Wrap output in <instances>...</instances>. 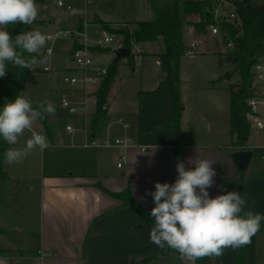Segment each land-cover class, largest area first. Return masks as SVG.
<instances>
[{
  "label": "crops",
  "instance_id": "1",
  "mask_svg": "<svg viewBox=\"0 0 264 264\" xmlns=\"http://www.w3.org/2000/svg\"><path fill=\"white\" fill-rule=\"evenodd\" d=\"M85 7L109 10L106 2H87ZM94 14L81 19L84 21L81 30L91 22L100 26L103 22L119 24ZM93 18H98V21ZM38 19L45 21L44 18ZM186 36L184 33L185 43ZM156 41L144 42L133 49L134 53L139 52L138 49L143 53L135 56L130 74L141 82L150 81L147 87L135 92V110L131 104L128 106L120 100L122 87L117 94L116 88L114 90L119 74L106 101L108 110L95 124V91L99 86L85 88L80 83L70 87L65 83L58 87L47 86V91L40 93V102L47 99L56 106L54 115H45L48 128L40 121L33 125L38 133L46 135L48 147L44 150L35 148L21 161L13 163L19 171L10 173L4 169L8 178L0 183L3 185L0 199L4 197L0 204V264H189L173 251L147 258L163 249L150 241V230L154 224L113 195L129 189L131 196L151 213L155 205L152 196L146 193L155 191L156 182L174 183L178 176V162H183L187 169L194 167L196 159L214 160L216 176L214 185L208 189L210 197L237 191L246 198L245 211L264 215V167L251 166L255 151L264 159V135L251 130L247 142V150L252 151L251 161L245 172L240 171L231 156L238 149L232 146L229 92L226 90L228 100L223 99L218 102L219 106H215L210 104L214 96L207 95L203 100L196 89L192 95L186 91L191 77H185L188 72L184 70L182 59L193 60L200 56L216 59L217 55L210 47L198 44V49L193 51L195 53L187 51L181 57L183 108L176 142L174 126L169 122L173 115L169 87L166 84L159 87L163 77L158 57L154 55L164 52L165 44L164 49L159 47L151 51H147L145 46ZM70 57V63L66 65L68 59L59 55L57 60L64 65L61 70H70L67 74L80 76L81 72L72 64ZM112 61L100 59L98 63L109 66ZM122 66H128L126 59L121 62L119 71ZM33 68L43 70L36 65ZM222 75L220 68L217 76L209 81H223ZM28 83L22 95L31 100L34 95L24 94ZM63 89L82 94L83 105L79 113L72 114L60 107L56 97ZM140 91L150 94L139 97ZM65 95L67 93L62 97ZM63 110L77 120H68L65 127L60 125L57 119ZM219 112L224 117L218 116L214 121L212 116ZM69 125L72 131L67 130ZM122 137H131L135 145L85 146L92 140L114 141ZM26 141L21 136L18 143L9 148L23 149ZM177 149L179 155L176 158ZM123 156L127 160L120 168L117 163ZM241 249L245 264H264V221H261L260 230L250 244L235 250L226 248L219 257V264H237ZM39 250L46 254L43 259ZM215 260L211 258L214 264Z\"/></svg>",
  "mask_w": 264,
  "mask_h": 264
},
{
  "label": "clouds",
  "instance_id": "2",
  "mask_svg": "<svg viewBox=\"0 0 264 264\" xmlns=\"http://www.w3.org/2000/svg\"><path fill=\"white\" fill-rule=\"evenodd\" d=\"M39 9L35 0H0V78L6 75L8 64L32 70L37 57L48 42V36L39 30L23 31L15 36L9 25H32ZM24 53L29 58H24ZM56 106L51 100H42L35 107L24 95L6 100L0 108V137L9 145L18 143L26 130L45 115H54ZM48 147L46 135L32 131L26 145L5 151L6 163L13 164L25 158L33 149ZM215 163L211 159H196L193 168L178 162V176L174 183H155L151 195L154 207L150 216L154 226L150 241L160 248L177 251L181 260L195 264L198 259L219 258L226 248L238 249L251 243L260 230L264 215L245 211L246 198L237 191H228L210 197L208 189L215 183Z\"/></svg>",
  "mask_w": 264,
  "mask_h": 264
},
{
  "label": "trees",
  "instance_id": "3",
  "mask_svg": "<svg viewBox=\"0 0 264 264\" xmlns=\"http://www.w3.org/2000/svg\"><path fill=\"white\" fill-rule=\"evenodd\" d=\"M39 1L41 0H35V3ZM224 1H227L230 5L235 7L240 17L241 29L239 30V26L228 21H223L221 23L220 26L224 40L226 43L230 41L233 42L234 47L227 54L218 53L216 55L220 68H223L226 64L234 65L239 75V81L228 86L231 108L232 146L238 147V150H247V142L251 134V123L248 119V113L251 111V108L248 105V99L256 95V88L253 86L252 81V67L260 58L264 57V3L257 5L254 0H175L171 6L161 7L158 10V15L155 20L136 22L137 28L134 30H132V28H119L117 33L123 36V45L131 50L135 45L139 46L144 42L154 41L160 36L163 38L165 51L154 55L158 57L163 77L159 87L164 84L169 87L173 112L169 122L174 126L177 142L183 108L181 99L180 61L181 57L187 51H194L192 47H187L184 40V18L190 15L198 16L200 21L193 24L194 30L197 32H205L206 27L212 21V11ZM44 23V20L37 18L33 24L43 25ZM103 24L108 25L109 23L103 22ZM27 27L28 25L23 24L9 25L8 30L15 36L25 31ZM81 46L82 45L76 39L73 40L74 49ZM92 49L106 51L109 48L104 49L98 47ZM142 53V51L131 53L129 57L122 58L117 62L112 61L109 64L107 76L95 91L97 110L93 116V124L97 123V121L105 115L106 111L102 109V106L106 104L111 87L119 73L121 62L126 59L127 64L132 67L134 65L135 56ZM31 55L35 56V54ZM24 58L28 59L29 54L24 53ZM36 70L38 71L39 69H22L13 64H8L6 75L0 78V108L3 107L6 100L10 101L15 99L16 95H22V91L29 81L30 74ZM222 77L223 76H221V78ZM156 91L157 90L153 92ZM145 94H150V92L140 91L139 97ZM33 106L35 107L34 104ZM42 123L48 128L47 123H44V121ZM234 138L236 142H234ZM9 146L11 145L0 137V183L8 178L4 170V153L8 150ZM178 155L179 150L177 149L175 151V157L177 158ZM105 191L108 192V190ZM113 195L122 199L126 206L137 209L147 221L154 224V219L150 216V213L131 196L129 189ZM172 251L179 255L177 251L165 247L158 252L148 255L147 258L167 255ZM144 261H142V263H144ZM195 264L214 263L211 261V258H203L198 259ZM215 264H219V258H216ZM237 264H245V256L242 249L239 252Z\"/></svg>",
  "mask_w": 264,
  "mask_h": 264
},
{
  "label": "rangeland",
  "instance_id": "4",
  "mask_svg": "<svg viewBox=\"0 0 264 264\" xmlns=\"http://www.w3.org/2000/svg\"><path fill=\"white\" fill-rule=\"evenodd\" d=\"M58 0H41L36 2L38 9H39V18H44L45 23L43 25L32 24L26 28L25 31L28 30H39L40 32L46 34V32L51 30H70V31H84L87 36V43L92 48H98V46H92L96 41H98L102 35L104 34L105 30L107 31H115L119 30V28H132L134 30L137 28L136 22L139 21H152L157 18L158 10L164 6H171L175 0H63L65 3L70 4L73 7V11L67 10L65 7H60L57 4ZM87 2H101V3H108L109 10L108 11H101L100 9L96 8H87L85 4ZM254 2L258 4L264 3V0H254ZM223 10H220L222 12ZM224 11H228L226 8ZM97 13L101 19L106 20H114V22H119V24H108L104 25L101 23L91 22L84 25V30H81V26L83 25L84 21L81 19H86L88 16L95 15ZM215 17L214 11H212V19ZM210 18V17H209ZM92 19V18H91ZM81 20V21H80ZM93 20H97L98 18H93ZM191 22H190V21ZM50 21H52L50 23ZM80 21V22H79ZM200 18L196 15H190L184 18L183 29L184 33H186V45L187 47H192L198 49V44L201 46L210 47L211 50L214 51V54H227L230 52V49L226 46L227 43L222 36H212L210 33L209 27H206L205 32H197L194 30L193 24L195 22H199ZM79 23V24H78ZM78 27V28H77ZM105 29V30H104ZM83 38V37H81ZM120 39L123 40V36H120ZM73 40L74 38L71 37H61L57 40L55 47H54V55L52 57L53 67L55 71L53 72H45L43 70H36L33 71L29 76V83L28 88L26 89L25 95H34L33 99L31 98V102L36 106L40 103V93L42 91H47V86L58 87L61 84H65L62 80L63 75L70 73L67 70H61L63 67V62L61 60H57L59 55H62L64 58L68 59L66 65H68L71 59L70 55L72 54L74 47H73ZM83 41V40H82ZM85 41V40H84ZM147 51H151L157 48L164 49V42L163 38H157L155 43H150L145 45ZM200 46V45H199ZM102 48H109L106 51L99 52V49H94L95 54L93 55V59L98 62L100 59L104 62H109L110 60H114L116 54L114 52V47H102ZM135 49V48H134ZM99 52V53H98ZM134 53V51L132 52ZM37 64L43 68L45 65L49 63L48 58L44 55L41 50V53L37 56ZM184 60V70L186 73L185 77L190 76L191 78L188 81L187 93L192 95L194 93V89H196L197 93L201 95L202 99L205 100L207 95L214 96L211 103H208L219 106L218 102L224 99V101L228 100L229 95L227 93L228 86L230 84L237 83L239 81V75L235 69L234 65L226 64L223 68H221L223 81H209L212 77H216L217 73L220 71V67L218 65V59L210 58L205 56L196 57V59H187L183 58ZM74 62H72L73 64ZM129 66V65H128ZM122 66L119 71V77L117 78V83L114 85V90L116 94L118 93V89L122 87L121 93L119 95L120 100H123L129 106L131 104L132 109L135 110L137 107L133 102V97L135 92L140 89L141 87H147L150 84V81L146 83V80L141 82V80L136 76L130 74V66ZM73 68V67H72ZM63 69V68H62ZM66 71V72H64ZM150 78V77H149ZM150 80V79H148ZM253 84H256L255 78L252 77ZM227 82H230L228 85ZM261 84H256L258 88L264 87L263 82ZM215 84V85H214ZM214 85V86H213ZM225 89V90H224ZM227 90V91H226ZM120 92V91H119ZM67 93V95L73 98H79L78 93L74 92L70 89H63L57 95V100L59 101V105L61 106V98L62 94ZM54 98V97H52ZM33 100V101H32ZM85 100V97H84ZM249 105V104H248ZM208 106V104H207ZM93 107V106H92ZM260 112L263 114L261 115L264 118V97L262 98V102L259 104ZM77 114V113H76ZM224 117L222 112L217 113V115H213L212 118L215 121L217 117ZM248 118L251 122V130L254 129V118L248 114ZM69 121H76V117L68 115V113L63 110V113L58 117L57 121L60 125L65 127L66 122ZM40 122L47 123L46 117L39 120ZM37 128V127H36ZM35 126L33 127L34 131H37ZM38 132V131H37ZM32 131L26 130L23 138L29 139L31 137ZM234 142L236 139L234 138ZM235 149L238 147L234 146ZM259 166L260 168L264 167V159H262L260 153L258 151L254 152L252 165L251 166ZM4 169L9 171L10 173H14L17 170L19 171L18 167H14L13 164L6 163L4 165ZM247 170V169H246ZM245 172V171H244ZM4 202V197L0 199V204Z\"/></svg>",
  "mask_w": 264,
  "mask_h": 264
},
{
  "label": "built area",
  "instance_id": "5",
  "mask_svg": "<svg viewBox=\"0 0 264 264\" xmlns=\"http://www.w3.org/2000/svg\"><path fill=\"white\" fill-rule=\"evenodd\" d=\"M57 4L60 7H65L69 11H73V7L70 4L65 3L63 0H58ZM228 11H224V9ZM220 10H223L220 12ZM215 17L212 19L210 24L207 26L210 29V33L212 36H222L223 33L221 30V23L223 21L231 22L236 26H240V17L234 6L230 5L227 1L222 2L218 7L214 9ZM48 36V42L42 52L48 58L49 63L43 67L45 72H52L54 68L52 66V57L54 55V47L58 39L61 37H71L76 39L82 46L75 48L71 54L72 60L76 65V68L81 72V75L75 74H65L63 75V82L68 84L70 87H76L78 84L82 83L85 88L88 86H100L103 79L108 74V65H101L93 59V55L95 54L92 47L87 43V36L84 31H70L68 29L63 30H51L46 32ZM120 34L115 31H105L102 37L96 41L92 46L98 47H111L114 49H118L120 47H125L120 39ZM81 37L85 41H82ZM230 50L233 49V42H228L226 45ZM138 47L135 45L134 48ZM133 48V49H134ZM132 49V51H133ZM140 51V49H138ZM253 78L256 80V84H264V57L260 58L252 67ZM256 84L253 86L256 88V95L252 96L248 99V104L251 108V111L248 113L250 116L254 118V129L257 130L260 134L264 135V119L261 117V112L259 109V104L262 102V98L264 97V87L258 88ZM79 98H73L69 95H65L61 98V106L68 110L69 113L76 114L82 109L83 100L82 94H78ZM103 110H108V105L104 104L102 106ZM249 119V118H248ZM250 121V120H249ZM251 123V122H250ZM67 130L72 131V126H67ZM32 131L34 129L32 128ZM135 145L134 140L131 137H122L116 138L114 141L109 139H105L102 142L97 140H92L85 146H103V147H113V146H121V147H129ZM126 156H123L119 159L117 165L118 167H122L126 162ZM39 254L41 259L45 257V253L42 250H39ZM37 264H41V262H37Z\"/></svg>",
  "mask_w": 264,
  "mask_h": 264
},
{
  "label": "water",
  "instance_id": "6",
  "mask_svg": "<svg viewBox=\"0 0 264 264\" xmlns=\"http://www.w3.org/2000/svg\"><path fill=\"white\" fill-rule=\"evenodd\" d=\"M241 29V26L238 28ZM116 57L114 59L115 62L119 61L122 58L129 57L132 53V50L128 47H120L114 50ZM232 158L236 162L238 169L242 172L246 171L252 157L251 150H238L232 153ZM3 185L0 184V193L2 191Z\"/></svg>",
  "mask_w": 264,
  "mask_h": 264
}]
</instances>
